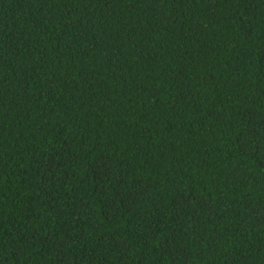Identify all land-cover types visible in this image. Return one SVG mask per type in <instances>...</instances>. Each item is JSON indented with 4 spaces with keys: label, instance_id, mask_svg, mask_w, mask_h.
<instances>
[{
    "label": "trees",
    "instance_id": "trees-1",
    "mask_svg": "<svg viewBox=\"0 0 264 264\" xmlns=\"http://www.w3.org/2000/svg\"><path fill=\"white\" fill-rule=\"evenodd\" d=\"M0 264H264V0H0Z\"/></svg>",
    "mask_w": 264,
    "mask_h": 264
}]
</instances>
